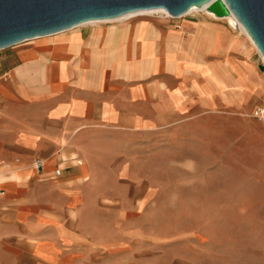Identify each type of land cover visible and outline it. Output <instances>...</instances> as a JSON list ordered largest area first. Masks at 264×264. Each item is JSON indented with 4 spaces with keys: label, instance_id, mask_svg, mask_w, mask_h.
Masks as SVG:
<instances>
[{
    "label": "crops",
    "instance_id": "0c3cea01",
    "mask_svg": "<svg viewBox=\"0 0 264 264\" xmlns=\"http://www.w3.org/2000/svg\"><path fill=\"white\" fill-rule=\"evenodd\" d=\"M77 28L0 50V264H106L79 219L95 138L264 107V68L225 18Z\"/></svg>",
    "mask_w": 264,
    "mask_h": 264
},
{
    "label": "rangeland",
    "instance_id": "374dc122",
    "mask_svg": "<svg viewBox=\"0 0 264 264\" xmlns=\"http://www.w3.org/2000/svg\"><path fill=\"white\" fill-rule=\"evenodd\" d=\"M95 139L97 178L79 219L106 264H264V134L251 112L221 108L165 131Z\"/></svg>",
    "mask_w": 264,
    "mask_h": 264
},
{
    "label": "water",
    "instance_id": "95a60500",
    "mask_svg": "<svg viewBox=\"0 0 264 264\" xmlns=\"http://www.w3.org/2000/svg\"><path fill=\"white\" fill-rule=\"evenodd\" d=\"M203 7L217 18L232 15L264 59V0H0V50L137 11L179 18Z\"/></svg>",
    "mask_w": 264,
    "mask_h": 264
},
{
    "label": "bare ground",
    "instance_id": "6f19581e",
    "mask_svg": "<svg viewBox=\"0 0 264 264\" xmlns=\"http://www.w3.org/2000/svg\"><path fill=\"white\" fill-rule=\"evenodd\" d=\"M193 11L203 12L206 15H212V16L214 15V14L210 13L207 10L206 7H203V8H194L189 13H191ZM159 14H162V15H159ZM145 15H147V16L159 15V16H163L164 18L170 17L169 14L165 10H163V9H154V10H144V11H137V12L129 13V14H126V16H123V17H120V18H117V19L111 20V21H121V20L124 21L125 19H128L130 17L145 16ZM225 19H227L229 21V23L231 24V26H233L235 29L239 30L241 34L245 35V37L248 39V41L253 45L252 47L257 51L255 45L253 44V42L249 38V36L246 33V31L244 30V28L241 26V24L232 15L226 17ZM111 21H99V22H111ZM99 22H95V21L94 22H88V23H85L83 25L85 26L86 24H94V23H99ZM29 41H32V40H29ZM258 54H259V52H258ZM260 58L262 59V61L264 63V59H263V57L261 55H260Z\"/></svg>",
    "mask_w": 264,
    "mask_h": 264
},
{
    "label": "built area",
    "instance_id": "2783aa9c",
    "mask_svg": "<svg viewBox=\"0 0 264 264\" xmlns=\"http://www.w3.org/2000/svg\"><path fill=\"white\" fill-rule=\"evenodd\" d=\"M159 15H151V17H158ZM138 17V16H136ZM131 18H134V17H130L128 19H131ZM165 19H173L171 16L170 17H167ZM5 78V75L3 76H0V79H3ZM251 115L252 117L260 124L261 128H262V132L264 134V107L262 106H257L255 107L252 112H251ZM4 166V163H2L0 161V168ZM35 167L37 169H40L42 167V164L41 163H36ZM60 174L59 171H56L55 172V176H58Z\"/></svg>",
    "mask_w": 264,
    "mask_h": 264
}]
</instances>
